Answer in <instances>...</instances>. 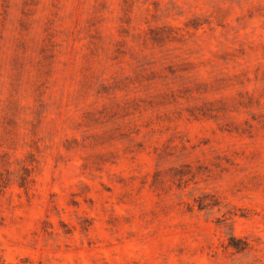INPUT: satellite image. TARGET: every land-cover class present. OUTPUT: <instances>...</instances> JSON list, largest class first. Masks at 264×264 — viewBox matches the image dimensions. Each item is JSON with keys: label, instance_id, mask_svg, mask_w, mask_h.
Here are the masks:
<instances>
[{"label": "rangeland", "instance_id": "rangeland-1", "mask_svg": "<svg viewBox=\"0 0 264 264\" xmlns=\"http://www.w3.org/2000/svg\"><path fill=\"white\" fill-rule=\"evenodd\" d=\"M0 264H264V0H0Z\"/></svg>", "mask_w": 264, "mask_h": 264}]
</instances>
